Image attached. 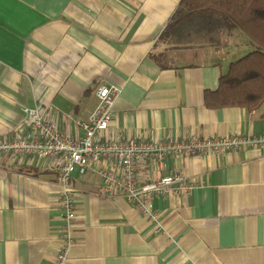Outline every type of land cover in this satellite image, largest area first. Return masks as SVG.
I'll return each mask as SVG.
<instances>
[{
  "label": "crops",
  "instance_id": "1",
  "mask_svg": "<svg viewBox=\"0 0 264 264\" xmlns=\"http://www.w3.org/2000/svg\"><path fill=\"white\" fill-rule=\"evenodd\" d=\"M180 2L0 0V138L28 135L26 109L36 107L62 134L82 136L101 86L120 89L104 138L262 134L264 106L214 109L204 100L230 50L248 53V37L216 16L166 32ZM175 166L198 186L153 198L160 232L119 192L104 191L96 165L75 172L64 264H264V150L169 157L162 168L144 161L139 175ZM61 191L47 159L0 155V264H55Z\"/></svg>",
  "mask_w": 264,
  "mask_h": 264
},
{
  "label": "built area",
  "instance_id": "2",
  "mask_svg": "<svg viewBox=\"0 0 264 264\" xmlns=\"http://www.w3.org/2000/svg\"><path fill=\"white\" fill-rule=\"evenodd\" d=\"M120 93L116 86H101L97 91L98 105L88 120L80 121L82 136L75 138L62 134L56 122L45 117L40 108H27L30 133L0 138V155L36 156L47 159L49 166L58 171L62 185L59 200L62 224L57 231L60 244L55 264H64L69 246L73 243L72 222L76 219L72 177L75 172L84 175L96 165L106 193L124 196L155 227L164 230L153 198L169 192L185 194L198 183L190 181L181 167L175 166L166 175L141 180L140 163L154 161L163 167L167 158L206 153L223 154L228 151L257 147L264 150V132L259 135L235 134L201 138L193 135L182 140H144L137 138H104L111 127L115 101ZM109 161L111 166L103 165Z\"/></svg>",
  "mask_w": 264,
  "mask_h": 264
},
{
  "label": "trees",
  "instance_id": "3",
  "mask_svg": "<svg viewBox=\"0 0 264 264\" xmlns=\"http://www.w3.org/2000/svg\"><path fill=\"white\" fill-rule=\"evenodd\" d=\"M198 16H216L229 29L248 37L253 49L232 61L220 75L216 90L206 91L205 104L217 109L241 107L256 111L264 106V0H181L165 29Z\"/></svg>",
  "mask_w": 264,
  "mask_h": 264
},
{
  "label": "rangeland",
  "instance_id": "4",
  "mask_svg": "<svg viewBox=\"0 0 264 264\" xmlns=\"http://www.w3.org/2000/svg\"><path fill=\"white\" fill-rule=\"evenodd\" d=\"M245 35V33L243 34ZM246 36V35H245ZM247 37V36H246ZM253 49L252 46H249V48L247 49V52L248 51H251ZM243 50H245V46L243 45V48H232L230 50V52H232V58H233V61L234 60H237L239 57L245 55V53L243 52ZM243 52V53H242Z\"/></svg>",
  "mask_w": 264,
  "mask_h": 264
}]
</instances>
